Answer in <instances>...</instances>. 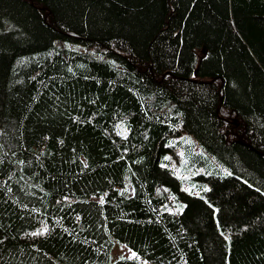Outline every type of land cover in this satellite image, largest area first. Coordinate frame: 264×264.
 <instances>
[{
	"label": "trees",
	"instance_id": "trees-1",
	"mask_svg": "<svg viewBox=\"0 0 264 264\" xmlns=\"http://www.w3.org/2000/svg\"><path fill=\"white\" fill-rule=\"evenodd\" d=\"M113 240L264 264V0H0V264H140Z\"/></svg>",
	"mask_w": 264,
	"mask_h": 264
},
{
	"label": "rangeland",
	"instance_id": "rangeland-1",
	"mask_svg": "<svg viewBox=\"0 0 264 264\" xmlns=\"http://www.w3.org/2000/svg\"><path fill=\"white\" fill-rule=\"evenodd\" d=\"M220 25L224 26L225 33L227 35L226 39H228V41L230 42L236 43L237 34L233 30V25L231 23L230 17L229 19H225L224 21L220 22ZM119 132L124 135L126 133V129L123 126H120ZM178 154L179 157L177 159L171 157L169 154H166L164 161L161 162V164L169 167L171 172L180 180L183 189L193 194H199L201 190L199 188L200 180L196 178L195 175L202 170L193 169L192 166H188L186 161L182 158L183 155L181 150H178ZM127 193L129 194V191ZM120 258L135 259L140 264H151L149 261L141 258L125 243L118 240H113V246L109 253V262H113Z\"/></svg>",
	"mask_w": 264,
	"mask_h": 264
},
{
	"label": "water",
	"instance_id": "water-1",
	"mask_svg": "<svg viewBox=\"0 0 264 264\" xmlns=\"http://www.w3.org/2000/svg\"><path fill=\"white\" fill-rule=\"evenodd\" d=\"M205 52H206V47L203 45L202 46V49H201V54L204 55ZM199 60H200V58H199Z\"/></svg>",
	"mask_w": 264,
	"mask_h": 264
},
{
	"label": "bare ground",
	"instance_id": "bare-ground-1",
	"mask_svg": "<svg viewBox=\"0 0 264 264\" xmlns=\"http://www.w3.org/2000/svg\"><path fill=\"white\" fill-rule=\"evenodd\" d=\"M80 47H81V46H80ZM90 47H91V46H90ZM98 49H99V48H98ZM96 50H97V49H96ZM48 56H49V55H48ZM21 62H22V61H21ZM148 62H149V61H148ZM139 63H140V62H139ZM25 64H26V63H25ZM25 64H24V65H25ZM150 69H151V68H150ZM146 72H147V71H146ZM19 186H21V185H19ZM158 209H160V208H158ZM110 235H111V234H110ZM107 236H108V235H107Z\"/></svg>",
	"mask_w": 264,
	"mask_h": 264
}]
</instances>
